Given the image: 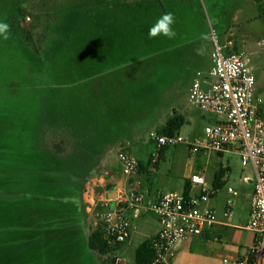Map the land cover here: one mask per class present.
Returning <instances> with one entry per match:
<instances>
[{"label": "rangeland", "instance_id": "rangeland-1", "mask_svg": "<svg viewBox=\"0 0 264 264\" xmlns=\"http://www.w3.org/2000/svg\"><path fill=\"white\" fill-rule=\"evenodd\" d=\"M117 5L119 21L109 26ZM133 5L140 9L136 18L129 12ZM168 12L175 18V38L158 36L151 45L150 27ZM259 15L254 0H0V22L10 26L9 38L0 36V264H130L120 252L90 250L89 227L82 231L74 223L72 198L82 197L86 182L102 176L104 182L92 184L94 204L80 201L88 208L86 223L91 228L101 223L99 214L107 207L96 197L111 183L98 164L76 163L81 158L77 134L88 133L84 121L98 112L97 103L107 94L119 105L113 123L120 129L125 121L133 124L136 157L145 153L140 143L177 115L170 116L173 110H188L194 118L191 127L180 128L182 136L202 132L217 117L192 105L188 88L198 58L208 62L213 36L220 46L232 41L229 53L245 57L264 117V20ZM106 37L121 42L106 44ZM113 52L119 59L103 69L102 55ZM116 79L113 92H102L104 83ZM97 126L99 134L103 125ZM117 149L110 159L118 168ZM189 160L206 182L222 181L216 216L230 225L220 240L206 242L210 260L205 264H218L222 249L245 254L253 236L237 227L248 221L252 183L242 178L252 177L251 168L234 154L200 152ZM228 187L237 194H228ZM227 199L234 203L230 219L223 216ZM197 248L195 242L192 249Z\"/></svg>", "mask_w": 264, "mask_h": 264}, {"label": "built area", "instance_id": "built-area-1", "mask_svg": "<svg viewBox=\"0 0 264 264\" xmlns=\"http://www.w3.org/2000/svg\"><path fill=\"white\" fill-rule=\"evenodd\" d=\"M211 54V67L207 74L198 72L189 89V101L199 110L214 115L217 120L205 126L195 137L179 134H150L154 149L150 160L159 162L165 148L185 145L192 156L200 152L234 154L243 167L253 171V192L248 221L244 227L253 235L252 246L240 257H225L222 264H264V117L261 100L255 93V78L241 53H225L216 43ZM124 175L137 171L138 160L132 153L121 151L117 155ZM247 179V178H246ZM190 183L199 193L185 197L183 193H168L155 199L137 189L121 197L122 203L136 212L152 213L158 220L154 256L150 264H172L175 245L182 240L203 236L217 224L216 212L203 204L217 192L208 184L204 174L193 173ZM227 193L236 195L231 187ZM234 203L227 199L223 216L230 219ZM104 235L109 243H124L130 236V220L122 208H106L99 214ZM217 239V238H215Z\"/></svg>", "mask_w": 264, "mask_h": 264}, {"label": "crops", "instance_id": "crops-1", "mask_svg": "<svg viewBox=\"0 0 264 264\" xmlns=\"http://www.w3.org/2000/svg\"><path fill=\"white\" fill-rule=\"evenodd\" d=\"M114 8H115L114 9L115 14L112 13L114 19L112 20L113 22L108 23L109 26L115 25L119 21V16H120L119 11L121 10V7L117 5ZM139 11L140 9L136 5H133L129 10V12L131 13L130 15L134 16V18L137 17ZM152 11H153V7L150 6L146 8V12H148L149 15ZM108 12H111L110 9H108ZM112 14L110 15L109 13L107 17L110 18ZM106 38L104 40L106 44H112V43L119 44L121 42V40L119 39L111 40L108 37ZM154 43L155 44L158 43L157 39L150 38V44L154 45ZM231 43L232 41L228 40L227 44L223 45L225 52L229 53L227 46H230ZM211 54L212 52L209 55L207 64H204L203 61L201 59L199 60L198 58V60L196 61V65L193 66V70H192V72L195 73V76L198 72L202 73L203 75L208 73L211 67ZM119 57L120 54L117 52H113L112 54L109 53L102 55V59L104 62L102 65L103 69L111 68V65H109V61L110 60L117 61ZM119 65L120 62L115 63V66H119ZM140 72L141 70L139 69L138 76H141ZM133 75H136V71L133 72ZM195 76H192V78L190 79L188 93L191 83L195 78ZM118 81L119 80L116 79L114 82L112 81L113 83H111L110 81L104 83L101 89L102 92L105 93L113 92L114 91L113 86L114 85L116 86L118 84ZM134 81H136V79H134ZM110 99H111L110 94H107V98L105 102L97 103L98 112L94 113L93 111L91 114L92 117L88 116V121L87 120L84 121L85 124H87L88 126L87 127L88 133L84 132L81 134H77L78 143L75 147L81 150V155H80L81 158L79 159L77 158V160L75 161L76 163L80 164L79 166L86 165L90 167L94 164H98V166H100L101 171H105V174L108 175L107 178L111 182L109 184L116 185V188L111 189V191L105 189L106 190L105 193L98 192L96 200L99 202H104L102 203V206L104 207L106 206L107 208H115V207L122 208L124 215L129 218L131 224L130 236L124 243L121 244V246L116 252H120L124 256H126L127 258L126 262L130 264H135L134 255L136 248L143 241L153 238L157 235L159 231V223L157 218L152 213L145 212L142 210L136 212L133 208L128 206V203L120 202L121 197L125 196L126 193H128L131 189L135 188L139 192L145 194L147 197L155 199L161 195L168 193L181 194L184 192L185 187L187 185H189L190 188L189 195L192 196L199 193V188L193 186L190 183L189 177L193 173H200V172L194 171L193 165L190 163L189 160V158L194 159V157H196L197 155L192 156L189 153L188 148L182 144L177 145L175 147L167 148L163 156L160 158L158 164L153 166L152 163L150 162V156L153 150L149 149V145H153V142L150 141L149 138L147 141H143L142 143H140L142 144V147H145V153L142 154L141 156L136 157L139 164L137 171H135L130 175H124L121 171L120 164L119 167L117 168L116 162L112 163L110 156L112 155L113 149L115 147H118L116 155H118V153L121 151L132 153L133 146H135V144H137L138 142L134 134L135 132L132 128L133 124L125 121L122 123L123 128L120 129L119 124L115 125L113 123L116 122L113 119V116L115 117L119 116L120 111L117 102L109 101ZM94 108L95 106L93 107V109ZM173 114H177L183 117L184 119L183 125L187 124L188 126L191 127V124L194 122V118L188 112V110H181V111L173 110V113L170 114V116ZM59 118L60 119L63 118L62 115L59 114ZM56 123L70 124L73 123V121H66V123H63L62 120H59ZM98 124L103 125V130L98 132L99 134H96L98 131V126H97ZM202 132L196 133L195 131H192L189 132L188 136L186 137L183 136V137L185 138L195 137L200 135ZM177 134L181 135L179 131ZM114 166L117 168L116 172L114 171V169H116L114 168ZM92 171L97 172V170L91 168V172ZM242 180L244 183H248V182L252 183V190L250 193V201L248 208V215H249L250 202L253 192V171H252V177L245 176L242 178ZM101 181L103 182L105 181V178L102 176H100L99 178H92L89 182H86L85 187L88 192H85L82 195V197H80L81 200L78 196L72 198L75 206L74 223L75 225H77L76 227L79 229H82V226L84 225L86 227L88 226L90 229V234L95 229V227L91 228L90 224L86 223L87 222L86 220L88 218L87 215L88 213L86 209L88 208L86 207L84 208V206L81 205L80 201H82L83 199L85 201L87 200L88 202L89 201L92 202L91 204H94V198H93L94 188L92 184H97V182L98 184H100ZM207 183L214 186L217 189V192L207 203L203 204V206L212 208L217 215L218 199L220 197L219 193L221 192L222 181H220V179H215L214 181ZM106 185L108 184L103 185L104 188L106 187ZM223 211H224V206H223ZM229 227L230 225L228 223L217 218V224L214 225V227L208 233H205L203 236L179 241L174 247V255L171 263L172 264H205L206 261L210 260L209 257L205 256L209 254V250H208L209 246L206 245V242H208L209 240H216L215 238H217V240H220L222 237V233L226 232L227 231L226 229ZM88 239H87V244H88ZM195 242L198 247L197 250L192 249L193 244ZM252 243H253V238H252ZM216 255L220 257V262L218 264H222V259L225 257L236 258L242 256V255L226 254V252L223 249L222 252H219ZM120 259L124 261L123 258Z\"/></svg>", "mask_w": 264, "mask_h": 264}, {"label": "trees", "instance_id": "trees-1", "mask_svg": "<svg viewBox=\"0 0 264 264\" xmlns=\"http://www.w3.org/2000/svg\"><path fill=\"white\" fill-rule=\"evenodd\" d=\"M254 1L257 3L259 7L260 18L264 20V0H254ZM183 124H184L183 117H181L180 115H175L171 117L166 122L165 126L159 131H157L156 133L161 134V135H174L178 133L180 128L183 126ZM166 149L167 148H165L163 152ZM162 156L163 154L161 155V157ZM189 189H190L189 185H187L183 192L185 197H188ZM154 242H155V237L143 241L136 248L135 255H134L135 264H150L154 256ZM120 246H121L120 243H109V241H107L104 235L102 223L96 225L95 229L92 231L88 239L89 249L99 253L100 255H107L110 253H115L119 249Z\"/></svg>", "mask_w": 264, "mask_h": 264}, {"label": "clouds", "instance_id": "clouds-1", "mask_svg": "<svg viewBox=\"0 0 264 264\" xmlns=\"http://www.w3.org/2000/svg\"><path fill=\"white\" fill-rule=\"evenodd\" d=\"M175 24L174 15L171 12L164 13L157 19L155 24L148 31L149 38L163 36L168 39H174L176 32L173 28ZM0 36L7 40L10 36V26L7 23L0 22Z\"/></svg>", "mask_w": 264, "mask_h": 264}, {"label": "water", "instance_id": "water-1", "mask_svg": "<svg viewBox=\"0 0 264 264\" xmlns=\"http://www.w3.org/2000/svg\"><path fill=\"white\" fill-rule=\"evenodd\" d=\"M115 188H116V185L115 184H108L105 187L106 190H111V189H115Z\"/></svg>", "mask_w": 264, "mask_h": 264}]
</instances>
